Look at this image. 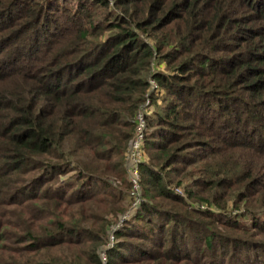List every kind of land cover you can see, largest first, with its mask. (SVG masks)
I'll use <instances>...</instances> for the list:
<instances>
[{"label":"trees","instance_id":"trees-1","mask_svg":"<svg viewBox=\"0 0 264 264\" xmlns=\"http://www.w3.org/2000/svg\"><path fill=\"white\" fill-rule=\"evenodd\" d=\"M0 264H264V0H0Z\"/></svg>","mask_w":264,"mask_h":264},{"label":"built area","instance_id":"built-area-1","mask_svg":"<svg viewBox=\"0 0 264 264\" xmlns=\"http://www.w3.org/2000/svg\"><path fill=\"white\" fill-rule=\"evenodd\" d=\"M150 87L154 86V81L150 80ZM150 99L146 96L145 100L141 103L140 107L137 109L135 114V126L133 135L128 143L126 150V165L128 170L129 179L131 182L130 197L131 200H136V205L139 201V181H140V172L139 164L144 160L145 154L143 150V141L146 129V115L151 111ZM178 190V188H177ZM133 191L135 195H133ZM179 193L180 190H178ZM130 210V209H128ZM127 213H130L127 212Z\"/></svg>","mask_w":264,"mask_h":264},{"label":"rangeland","instance_id":"rangeland-1","mask_svg":"<svg viewBox=\"0 0 264 264\" xmlns=\"http://www.w3.org/2000/svg\"><path fill=\"white\" fill-rule=\"evenodd\" d=\"M177 188H178V190H180V192H183V189H182L181 186H177V187L174 188L175 191L179 192V191L177 190ZM130 193H131V192H130ZM134 195H135V192L133 191V195H132V196H134ZM206 203H207V202H198V201H194L192 204H193L194 206H196V207H199V208H205L206 206H208V205H206ZM215 206H216L215 203H211V205H210V209H211V210H216V207H215ZM135 207H136V200H134V198H133V200H131V203H130V205H129V207H128L130 210H127L126 212L133 211V210L135 209ZM7 210H9V209H7ZM10 210H18V209H15V208L13 207V208H11ZM10 213H11V212L6 213L4 217H8V216L10 215ZM16 221L20 222V221H22V219L17 218Z\"/></svg>","mask_w":264,"mask_h":264}]
</instances>
